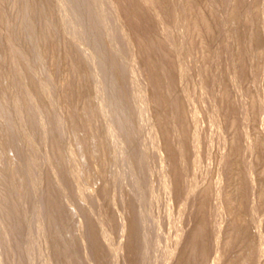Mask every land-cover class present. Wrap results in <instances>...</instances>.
Returning <instances> with one entry per match:
<instances>
[{"label": "rangeland", "instance_id": "rangeland-1", "mask_svg": "<svg viewBox=\"0 0 264 264\" xmlns=\"http://www.w3.org/2000/svg\"><path fill=\"white\" fill-rule=\"evenodd\" d=\"M0 264H264V0H0Z\"/></svg>", "mask_w": 264, "mask_h": 264}]
</instances>
